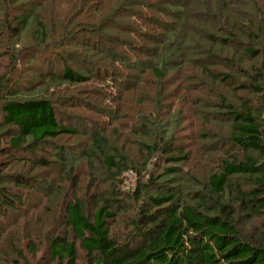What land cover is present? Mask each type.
<instances>
[{
	"label": "trees",
	"instance_id": "obj_1",
	"mask_svg": "<svg viewBox=\"0 0 264 264\" xmlns=\"http://www.w3.org/2000/svg\"><path fill=\"white\" fill-rule=\"evenodd\" d=\"M12 1L26 7L33 0ZM80 7V4L70 7L61 36L55 38V27L39 15L31 12L12 15L9 0H3V3L0 0V39L8 34L16 40L12 42L16 45L27 38L24 46L30 51L40 54L51 48L53 54L67 62L65 68L41 75V96V92L32 95L37 86L28 87L25 91L15 89L13 77L18 65L14 60L12 68L0 74V133L14 129L9 137V146L4 149L8 159L6 167L17 162L29 164L32 170L49 168L51 164L44 158H33L36 151L45 149L43 145L48 144L45 150L57 152L56 157L60 160L56 162L62 165L59 182H70L68 195H72L71 199L60 191L62 187L59 185L54 195L59 200L53 202V194L50 195L48 205L53 209L62 207L61 216L58 213L54 217L53 210L48 216L54 217L53 226L61 224L70 230L72 240L66 234L59 235V227V231L47 240L49 261L45 264H80V250L86 256V264H264V49L260 44L264 23L256 24L249 16L255 15L264 21V0H122L106 13L100 11L99 15L88 16L87 19L81 18V13L77 16L72 14ZM115 14L125 18V22ZM106 21L109 23L104 26ZM76 28L85 33L89 29L106 31L105 40L89 43L84 38L81 44L85 53L90 52L93 56L97 55L95 48L100 45L98 55L101 59L100 63L95 61L94 71H88L79 64L76 68L71 63L72 59L67 58L71 53L65 41L71 40L78 32ZM235 43L244 44L242 62L250 66L246 73L248 84L239 88L263 101L260 107L245 101L239 103L241 107H236L224 98L216 104L223 111L224 122H229L230 131L226 138L218 141L217 135L206 133L209 141L201 147V156L211 164L205 167V174L197 178L188 172L193 152L175 143V135L171 131L173 125L155 124L154 117H151L144 120L142 128L133 130L138 139L132 141H135L141 157L138 171H135L128 152L131 141H125L121 148L118 146L119 140L124 139L119 135L120 131L115 130L111 135L104 132L91 135L90 146L83 150L82 155L91 169H94L96 161L99 162L104 172L102 180L109 181L111 186L92 198L78 195L76 188L81 175L75 169L76 151L69 148L66 151L73 159L70 161L62 156L64 147L53 142L62 136L75 137L80 130L61 122L68 121L69 117L60 116L57 106L61 102L54 99L56 93L48 94L52 87L61 85L69 90L94 78L99 81L106 79L105 82H112L118 88V96H122L119 88L133 89V81L146 84L138 75L140 72L151 76L154 82L156 79L155 89L147 85L145 88L155 97L159 96L160 102L162 98L170 99L162 84H175L178 79L173 80V76L191 68L197 69L213 85L224 79L230 81L231 76L218 73L213 68L217 63L231 64L230 58L224 57L225 49L233 51L230 46ZM52 44L58 46L53 49ZM217 47L221 49L219 56L214 54ZM255 60H262V64L258 66ZM199 90L204 92L202 87ZM75 91L74 88L70 94ZM145 93L138 96V106L144 103ZM115 106L110 110L108 106L101 108L97 105L104 116L119 118L117 109L114 110L119 109V104ZM160 106L167 107L171 113L172 104L165 106L161 103ZM152 125L161 128L155 137L149 129H154ZM224 146L229 147L218 153L216 161L214 154ZM230 148L233 149L231 152ZM129 171L139 176L137 188L123 194L121 188L128 180L125 175ZM99 174H92L97 177L98 187L102 182ZM14 177L11 180L14 187H0L1 217L16 210L17 203L23 204V195L20 196L19 191L35 190L36 185L30 176ZM183 182H191L192 187L184 189ZM46 189L48 192L54 189L53 183L50 182ZM60 193L65 196L62 198ZM119 197L132 198L137 206L130 220L131 230L123 241L111 234L112 224L125 210ZM256 218L263 220L262 225L255 224ZM1 235L0 231V241ZM33 237L28 233L25 241ZM30 244L25 246L35 256L38 249L32 242ZM14 252L19 258L23 257L20 246L16 245ZM3 256L0 249V264Z\"/></svg>",
	"mask_w": 264,
	"mask_h": 264
},
{
	"label": "rangeland",
	"instance_id": "obj_2",
	"mask_svg": "<svg viewBox=\"0 0 264 264\" xmlns=\"http://www.w3.org/2000/svg\"><path fill=\"white\" fill-rule=\"evenodd\" d=\"M85 1L78 0L77 3V0H33L25 7L22 6L23 4L15 5L13 3L14 1L9 0V4L12 7L10 14L17 15L22 12H31L34 15H39L43 21L48 24L50 23L55 27V38H59L61 36V30L64 29L63 25L65 23V17L66 15H69L68 13L71 6L74 7L75 4H80L81 7L76 8L77 12L72 14L77 16L78 13H81V18L87 19L88 16L91 17L99 15L100 11L103 12V14L106 13V11L111 10L116 5L120 4L122 0ZM1 3H3V0H1ZM30 5L34 8L33 11L29 10L31 8ZM115 15L117 16L119 14ZM249 16L254 18L256 24L262 25V22L264 23L263 19L259 20L255 17V15ZM117 17L121 18L120 16ZM76 19L79 18L76 17ZM121 20H124L125 22L126 19L121 18ZM108 23L109 21H106L104 26H107ZM119 23H121V21ZM190 23L193 24L192 22ZM72 29H75V27H72ZM89 30L90 31L88 33H85L81 30L78 31L77 29L78 32L71 40L65 41V45L67 46L66 48L69 53H71L67 56V58L72 59L71 63L74 64L76 68L79 64L82 68L84 66L88 71H94L93 68L95 67V61L100 63L99 60L101 59L98 55V52L101 51L100 45L98 44V46H96L95 51H97V55L93 56L94 54H91L90 52L85 53L86 50L81 44L83 43L84 38H86L89 43L94 40L98 42L99 39L105 40L106 31L104 29L101 31H95L94 29ZM110 31L111 29L108 31L109 35L111 33ZM1 32L2 31H0V33ZM14 41L16 40L8 34H5L2 39H0V62L2 63L0 74L8 72L12 68V60H14L18 65L17 72L13 77L15 89L25 91L28 87L37 86L35 90L36 92H33L32 95L36 96L38 95L37 92H41L39 93L41 96L43 94L42 85L40 86L41 75H45L50 71L61 70L62 67L65 68L67 66V62H64V59L61 60V56L53 54L51 48L50 50L47 49L40 52V54L30 51V48L24 46L27 42V38H24L23 42L17 43L16 45L12 43ZM55 41H57V39L53 40V42ZM260 44L262 49H264V36H262ZM51 46L55 49L58 45L52 44ZM78 47H80V50ZM230 47L233 51H230L227 48L225 49L226 56L224 55V52L223 55L225 58H230L231 64L217 63V66L213 68V70L218 73L223 72L224 74L231 76L230 81H226V79H224L226 83L221 80L217 83V85H213L210 80L202 75L197 69H186V72L178 73L177 75L173 74V80H176V78L178 79L175 81V84L167 85L165 82L162 84V88H165L169 93L170 99L162 98L163 100L160 102H158L161 100L158 98L159 96L155 97L150 90L145 88V85H147L150 86L151 89H155L154 86L156 85V79L154 82V79L151 76L140 72L138 75L141 76V80H144L146 84L144 85L142 82H137V80H135L133 81V89H124L123 87L119 88L122 96H118V88L113 86L112 82H105L106 79L99 81L94 78L85 85L74 86L73 88H69V90H65V87H62L61 85L52 87L48 94L51 95L52 92H54V94L56 93V97H54V99H57L58 103L61 102V104H58L57 106V109L60 110V116H65V118L69 117L68 121L61 120V122L64 121V124L66 125L76 126L80 130L79 135H76L75 137L62 136L53 142L58 146L60 145L64 147V153L61 155L70 161L73 159L68 157L66 151L68 148L69 150L76 151V157L78 160L75 162V169L78 171V174L81 175L80 184L76 188V190L79 191L78 195L83 198L88 195L89 198H92L94 195L101 193V190H108L111 186L109 181L102 180L101 174L104 175V172L99 162L95 160L96 164L94 165V169H91L92 166L90 167L88 160L84 157V155H82L83 152L88 150V147L90 146L89 139L91 135L93 133L97 134L98 132H104L107 135H111L115 130L120 131L119 135L124 139L120 138L121 140H119L118 146L121 148L125 141H131V145H128V152L133 160L135 171H138L141 166L139 165L141 157L138 156L139 152L134 145L135 141H132L138 139V135H135L133 130L142 128L145 124L144 120L151 117H154L152 119L155 124L160 122L162 125L165 123L170 124V126L173 125L171 131L174 132L173 134L175 135L174 137L176 140L175 143L177 145H182L186 147L187 150L193 152L191 163H189L188 168L186 166L188 172H191L192 175L197 178H200L203 174H205V167H209L211 164L210 161L207 162V160L201 156V147L208 144L207 141H209L206 139V133L217 135L216 137L218 141V139L226 138L230 131L229 122H224L226 120L222 117L223 111L218 109L216 104L220 103L221 98H224L228 103L236 107H241L239 103L242 101L260 107L259 104L263 101L257 96H252L246 90L239 88L241 85L248 84L246 73L250 70V66L242 62L244 59L243 56L245 55L244 44L239 45L238 43H235L231 44ZM220 50L221 49L219 47L214 48V54L217 56L221 55ZM86 56L87 58H85ZM203 58H205V55H203ZM254 63H258L259 66L262 64V60H255ZM69 64L70 63H68V65ZM228 66H230V68H228ZM174 87L175 90L173 91L172 89H174ZM201 87L204 92L199 90ZM74 88L76 90L75 93L70 94L73 92ZM156 90L158 91L159 89L156 88ZM144 92H147L145 93L144 103H139L141 106H138L137 98ZM90 100L92 102H90ZM117 100L119 109L114 108V110L117 109L118 116H120L119 118L107 117L100 113V111H102L101 108L106 106H108L107 108L109 109L116 107L115 105H117ZM196 100H198L197 103H195ZM161 103H164L165 106H168L169 103L172 104L171 113H168L167 107H161ZM92 104L96 105L91 107ZM262 104H264V102ZM97 105L101 106V108H98ZM157 105L159 106L156 108L155 106ZM214 115L218 117L216 118ZM220 115L221 117H219ZM129 117L130 119H128ZM120 118L124 119L120 120ZM0 121H2L1 115ZM125 122L126 124H124ZM149 129H151L152 136L155 137L156 132H158L161 128L154 126V129L151 127H149ZM13 131L14 129L9 128L0 133V177H2L0 179V187H14L11 180L13 181L15 178L14 176L17 175L26 177L30 176L33 178L31 181H33L36 186H34L35 190L26 191L22 189V191H19V195H23V204L16 202V210L9 211L7 216H0V226L2 227L0 228L2 233L0 249L2 254H4L1 264H45L46 261H49V257L47 256V240L54 232L59 231V227H61V224L59 223V225H52L54 217H57L58 213L60 217L61 212L63 211L62 207H60V209H53L52 205H48L50 195L53 194V196H51L53 202L59 200L57 196L54 197L57 185H59V187H62L60 191L64 192L68 198L71 199L72 195H68L70 182H59L60 176H58V174L62 171V165H59V163L56 162L60 160L59 157H56L57 152L51 149H48V151L45 150L48 148V144L43 145L46 146L45 149L36 151L33 158H44L51 164L49 168H43V170L38 168L32 170L29 164L17 162L10 165V167H6L5 164L8 159L5 157L4 149L9 146V137ZM140 139H142V137L139 138V140ZM228 147L229 146H224L216 151L217 153L214 154L216 161L219 159L217 156L220 154L218 153H221L222 150L227 149ZM231 150L233 149L230 148L229 152H231ZM241 154L242 153L240 152V156H242ZM235 155L238 156L237 154ZM150 169L152 170L153 168L150 167ZM93 172L95 174L100 173L99 178L102 182H100L101 184L99 187L96 185L97 177L92 175ZM125 176L128 177V180L121 188L123 194L127 193L129 190L130 192L135 191L139 179V176L131 171L127 172V175ZM4 178L5 180L2 181ZM146 180L147 178L145 181ZM1 181L2 183L4 182V184H1ZM50 182L53 183L55 190L51 189L50 192H48L46 186ZM190 183L183 182V188L189 190V187H192ZM244 184L245 186L247 185L246 183ZM36 189L39 190V192H36ZM64 193H60L62 198L65 196ZM119 201L122 203L125 210L119 214L116 222L112 224L111 234L115 239L123 241L126 234L129 230H131L129 227L130 220L136 212L137 206L132 198L122 199L119 197ZM52 210L54 213V217H52L53 220L50 216H48ZM262 222L263 220L260 218H256L255 220V224L257 223L259 226L262 225ZM10 225L12 227H10ZM52 226L54 227L53 229L51 228ZM28 233H32L34 237L33 239H30V241H25ZM61 233L68 235L67 238L72 240V234L66 227H61L59 235ZM21 240L25 243L20 242ZM30 242L35 244L38 249L35 256H33L29 249L25 246V244L28 245ZM16 245L18 248L20 246L23 251L22 258H19L14 252ZM79 254L81 256L80 264H86L85 254L81 250Z\"/></svg>",
	"mask_w": 264,
	"mask_h": 264
}]
</instances>
